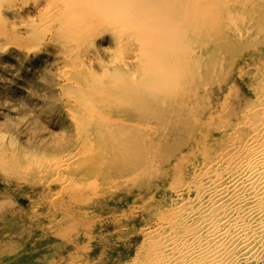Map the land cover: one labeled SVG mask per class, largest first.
Returning a JSON list of instances; mask_svg holds the SVG:
<instances>
[{
  "label": "bare ground",
  "instance_id": "bare-ground-1",
  "mask_svg": "<svg viewBox=\"0 0 264 264\" xmlns=\"http://www.w3.org/2000/svg\"><path fill=\"white\" fill-rule=\"evenodd\" d=\"M261 15L264 0H0V118L5 117L4 125L20 136L34 138L55 121L51 105L47 108L45 102L48 93L58 89L65 99L61 117L80 129L81 153L93 148L98 157H109L114 149L108 145L127 148L128 132L139 156L147 146L143 139L170 147L181 138L187 122L180 121V111L189 119L194 110L205 119L216 115L219 103L208 84L213 64L229 61L230 33L243 43L246 35L239 23ZM249 61L234 68L244 71ZM174 79L182 83L177 85ZM190 91L193 103L188 102ZM256 103L251 105L254 110L242 109L244 114L253 113L254 123H243L244 114L236 121L249 128L245 139L237 145L233 136L235 140L225 147L226 157L215 154L217 158L201 170L197 183L188 187L198 195L188 200L187 225L180 227L181 233L169 232L167 245L157 247L155 259L147 256L151 263L148 258L149 263H143L264 264V93ZM141 111L144 116H138ZM107 113L109 121L124 120L127 127L109 128L103 118ZM192 144L189 153L194 152L196 143ZM152 145L155 164L160 165V148ZM223 166L228 170L218 179ZM164 249L170 256L164 255Z\"/></svg>",
  "mask_w": 264,
  "mask_h": 264
},
{
  "label": "rangeland",
  "instance_id": "rangeland-1",
  "mask_svg": "<svg viewBox=\"0 0 264 264\" xmlns=\"http://www.w3.org/2000/svg\"><path fill=\"white\" fill-rule=\"evenodd\" d=\"M231 6L232 3H229V8ZM239 24L246 35L243 43L239 42L240 39L234 32L230 33L229 61H217L213 64L216 67L208 83L219 103L216 115L205 119L201 112L194 110L195 120H193L186 117L185 111H180L178 115L179 118L181 117L180 121L187 122L181 129V138L172 141L170 147L159 142L155 143L157 140L153 138L141 139L147 143V146L142 150L143 156H139L133 148L134 145L128 141L132 136L128 132L125 136L127 148L124 149V145L122 147L108 145L114 149L109 157L102 155V158L98 157L93 153L95 152L93 148L90 149L91 151L88 149L85 154L81 153L80 129L78 126L66 123L61 117L65 99L58 89L55 93L47 95L49 99H46L45 106L48 108L51 105V114L55 121L52 126L46 127L44 133H39L34 138H24L6 126L5 117L0 118V121L3 119L0 127L6 124L0 128V157L6 154L5 158H0V167H4L0 168V264H147L142 261L151 263V260L156 258L159 252L157 247L160 248L162 244L167 245L169 232H173L174 235L181 233V228L187 225V215L190 211L188 200H194L198 195L192 190L189 191L188 187L197 183L201 170L209 166L217 156L226 157V148L232 143L233 136L237 145L245 139L249 134V128L243 123L252 121L254 123L255 118L253 113L248 111L244 114L245 110L242 109L249 107L248 110H251L252 107L254 110L257 98L264 93L262 87L264 86V16L261 15L258 19L246 18ZM248 58L250 65L247 64L244 71L234 68L237 63H244L243 61L247 63ZM203 66L209 67L204 64ZM226 80H229L228 83ZM174 81L177 85L182 83L180 79ZM188 94L190 96L188 102L193 103L194 92L190 91ZM246 102L248 104L245 105ZM243 114L245 115L243 123L237 124L236 121ZM138 116H144L142 111ZM103 118L108 121V127L113 124L124 127L127 123L124 120L109 121L111 119L108 113ZM201 119L204 121L202 122ZM219 124L222 127L218 126ZM188 127H192V130ZM193 142L196 143L194 152L189 153V147ZM2 144H4L3 148ZM152 144L160 148V165L155 164L153 151L156 147ZM55 156L61 158L59 159L61 164ZM31 161L34 163L32 164ZM66 164L68 165L65 166ZM15 168L18 173L14 171ZM227 170L223 166L217 178L219 179ZM4 171L10 173L9 176L8 173L4 174ZM152 176L156 178H151ZM115 186H118L117 190ZM158 242L160 244L157 245ZM155 251H157L156 255ZM164 251L166 255L168 252L165 249ZM170 254L168 253L169 256ZM147 256H153V259Z\"/></svg>",
  "mask_w": 264,
  "mask_h": 264
}]
</instances>
